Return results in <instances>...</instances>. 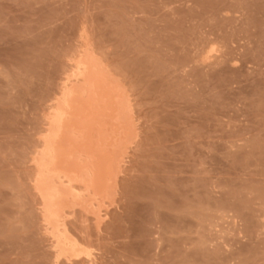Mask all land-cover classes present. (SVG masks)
Here are the masks:
<instances>
[{
	"label": "rangeland",
	"instance_id": "1",
	"mask_svg": "<svg viewBox=\"0 0 264 264\" xmlns=\"http://www.w3.org/2000/svg\"><path fill=\"white\" fill-rule=\"evenodd\" d=\"M88 56L131 128L57 249L37 158ZM0 264H264V0H0Z\"/></svg>",
	"mask_w": 264,
	"mask_h": 264
},
{
	"label": "bare ground",
	"instance_id": "2",
	"mask_svg": "<svg viewBox=\"0 0 264 264\" xmlns=\"http://www.w3.org/2000/svg\"><path fill=\"white\" fill-rule=\"evenodd\" d=\"M77 71L48 121L44 149L37 158L47 229L55 247L65 250L70 239L66 203L71 199L87 208L102 197L111 181L107 167L114 165L131 128L123 92L101 63L88 56Z\"/></svg>",
	"mask_w": 264,
	"mask_h": 264
}]
</instances>
